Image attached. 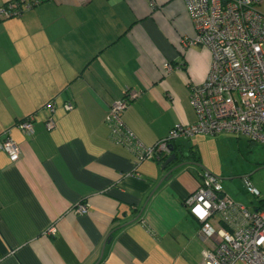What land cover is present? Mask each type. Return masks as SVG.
<instances>
[{"label":"crops","instance_id":"crops-1","mask_svg":"<svg viewBox=\"0 0 264 264\" xmlns=\"http://www.w3.org/2000/svg\"><path fill=\"white\" fill-rule=\"evenodd\" d=\"M194 35L184 0H42L0 20V135L20 148L15 162L0 151V264H203L184 201L205 169L159 183L162 162L138 159L105 122L126 88L141 95L121 118L145 147L195 122L189 89L211 52L184 47ZM29 115L31 134L17 125Z\"/></svg>","mask_w":264,"mask_h":264},{"label":"built area","instance_id":"built-area-1","mask_svg":"<svg viewBox=\"0 0 264 264\" xmlns=\"http://www.w3.org/2000/svg\"><path fill=\"white\" fill-rule=\"evenodd\" d=\"M42 0H14L0 7V20L22 14ZM195 35L182 40L183 46L197 44L211 52V62L202 83L190 85L189 97L196 120L176 123L166 137L150 147L134 140L121 115L141 92L126 88L123 97L112 102L105 122L110 138L136 152L138 159H165L178 139L195 134L215 136L233 134L264 144V0H184ZM166 71L172 69L165 64ZM71 109V102L65 103ZM50 112L53 102H48ZM34 115L17 123L31 134ZM52 119L45 122L51 129ZM0 151L13 162L20 148L8 136L0 135ZM247 191L259 197L257 188L246 183ZM188 211L200 222L206 247L203 264H264V207L251 209L228 195L219 178L202 171L198 187L184 201ZM76 213L86 212L78 204Z\"/></svg>","mask_w":264,"mask_h":264},{"label":"rangeland","instance_id":"rangeland-1","mask_svg":"<svg viewBox=\"0 0 264 264\" xmlns=\"http://www.w3.org/2000/svg\"><path fill=\"white\" fill-rule=\"evenodd\" d=\"M260 8L264 12V2ZM189 139L177 141L183 144L178 152L186 161L193 162L191 166L205 169L219 178L224 191L235 200L248 206L264 200V144L233 134H195ZM191 145L197 148L198 163L188 157ZM246 183L259 190V197L247 191Z\"/></svg>","mask_w":264,"mask_h":264},{"label":"water","instance_id":"water-1","mask_svg":"<svg viewBox=\"0 0 264 264\" xmlns=\"http://www.w3.org/2000/svg\"><path fill=\"white\" fill-rule=\"evenodd\" d=\"M191 164H193V162L186 161L182 153L172 150L161 163V170L164 171V174L159 180V183L163 180H169L178 168Z\"/></svg>","mask_w":264,"mask_h":264},{"label":"trees","instance_id":"trees-1","mask_svg":"<svg viewBox=\"0 0 264 264\" xmlns=\"http://www.w3.org/2000/svg\"><path fill=\"white\" fill-rule=\"evenodd\" d=\"M13 1H14V0H10V1L4 3L2 6H6V4L11 3V2H13ZM172 150L175 151L174 149H172ZM188 157H191V158H193V159H196V155L194 154V150H193V148H190V149H189V155H188ZM163 160H164V159H161L160 161L162 162ZM258 201H259V203H260V206H264V200H263V199H259Z\"/></svg>","mask_w":264,"mask_h":264}]
</instances>
